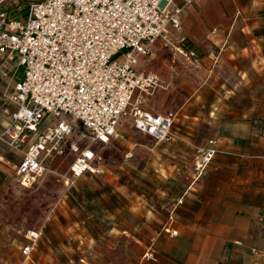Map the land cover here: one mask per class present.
<instances>
[{"label":"crops","instance_id":"0c3cea01","mask_svg":"<svg viewBox=\"0 0 264 264\" xmlns=\"http://www.w3.org/2000/svg\"><path fill=\"white\" fill-rule=\"evenodd\" d=\"M171 29V44L156 41L151 55L138 57L136 70L155 72L163 81L143 106L157 113L175 112L176 137L156 142L122 118L120 137L96 144L110 147L123 138L135 151L149 145V153H135L133 171L121 169V174L131 171L148 182L149 191L112 175L105 182L111 192L119 191V199L133 195L131 209L165 208V215L154 209L164 226L154 231L156 253L148 264H264V6L237 8L229 19L224 16L209 29L204 54L192 60L176 53L174 45L180 40L174 42ZM5 59L11 64L1 76L15 66ZM1 102L0 115L10 118L13 104ZM138 133L153 142L144 144ZM199 147H213L215 153L196 177ZM15 154L21 159L22 153ZM100 157L97 165L106 173ZM20 159L13 163L17 180ZM10 160L0 153V162Z\"/></svg>","mask_w":264,"mask_h":264},{"label":"built area","instance_id":"2783aa9c","mask_svg":"<svg viewBox=\"0 0 264 264\" xmlns=\"http://www.w3.org/2000/svg\"><path fill=\"white\" fill-rule=\"evenodd\" d=\"M192 2L33 0L24 15L13 17L0 5V55L14 62L15 74L19 71L1 93L15 110L0 131V148L22 151L15 169L21 185H30L46 169L47 158L62 156L66 149L74 153L71 178L101 173V157L91 144L120 137L122 118L156 142L176 137L175 112L157 113L143 106L163 81L155 72L137 71L136 65L139 56L152 54L156 41L171 44L169 29H180ZM174 49L187 60L196 58L195 50L182 44ZM48 114L57 121L34 137ZM78 124L80 133L69 139ZM214 153L213 147L196 149V177ZM40 234L26 231L21 248L25 258Z\"/></svg>","mask_w":264,"mask_h":264},{"label":"rangeland","instance_id":"374dc122","mask_svg":"<svg viewBox=\"0 0 264 264\" xmlns=\"http://www.w3.org/2000/svg\"><path fill=\"white\" fill-rule=\"evenodd\" d=\"M32 1L2 0L0 5L10 15H16L20 7L24 15ZM253 6H264V0H193L183 13L180 29L170 28L172 38L194 49L195 57L200 58L209 45L212 26L223 22L224 16L229 19L237 8ZM242 15L238 14L239 21ZM8 62L0 55V103L6 85L19 75L13 68L1 76L8 71ZM193 63L197 66L196 61ZM8 120V114L0 115V128ZM56 121L54 116L46 115L34 137ZM80 131L78 124L69 139H76ZM139 136L144 144L151 141L143 134ZM91 147L104 158L106 173L71 178L68 168L74 153L66 149L62 156L48 157L46 169L28 186L21 185L14 174L13 163L20 159L15 153L22 151L0 150L11 159L0 162V264H148L155 258L154 231L164 226L157 219L159 213L165 215V208L145 205L131 209L133 195L119 199V191L111 192L105 182L112 175L148 192V182L135 178L131 171L121 174L122 167L133 171L135 153L145 155L148 148L135 151L123 138L110 147L96 143ZM29 229L40 230L41 234L29 258L23 261L19 246ZM151 250L153 256L149 257L146 254Z\"/></svg>","mask_w":264,"mask_h":264},{"label":"trees","instance_id":"16d2710c","mask_svg":"<svg viewBox=\"0 0 264 264\" xmlns=\"http://www.w3.org/2000/svg\"><path fill=\"white\" fill-rule=\"evenodd\" d=\"M7 11V10H6ZM22 12V11H21ZM7 14H8V16L9 17H13V16H16V15H10L9 13H8V11H7ZM183 45V44H182ZM184 47H187V48H189L187 45H183ZM192 49V48H191ZM194 50V49H193ZM0 149H4V147H2V148H0ZM5 149H7V148H5ZM9 150V149H8Z\"/></svg>","mask_w":264,"mask_h":264}]
</instances>
